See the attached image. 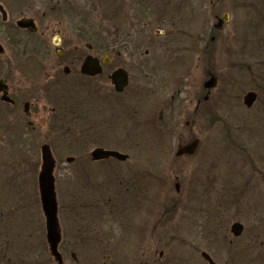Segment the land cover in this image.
Listing matches in <instances>:
<instances>
[{
	"label": "rangeland",
	"instance_id": "obj_1",
	"mask_svg": "<svg viewBox=\"0 0 264 264\" xmlns=\"http://www.w3.org/2000/svg\"><path fill=\"white\" fill-rule=\"evenodd\" d=\"M71 3L88 5L80 0H0V6L8 14L9 27L19 19L31 17L37 12L35 7L43 10ZM162 4L163 7H197V12L201 7L203 10L208 7L211 16L197 15L192 28H180L197 40L196 47L209 43L208 32L218 23L216 18L228 15L222 30L213 34L215 40L210 44L212 55L208 65L198 54L185 53L188 65L198 67L192 68L189 75L177 70L132 76L130 90L135 95L121 99L130 101L123 102L126 106L131 105L120 113L122 116L111 117L106 103L103 115L98 117L96 97L84 87L73 91L76 83L73 87L67 86L66 90H72H68L71 93H68L66 108L72 115H68L66 124L75 131L73 136L60 138L58 134H50L46 138L45 134L32 141L30 152L0 154V197L9 194L8 188H2L9 180L20 183L29 179L25 164L34 165L35 178H39L43 167L41 147L47 144L56 164L54 177L59 206L65 213L74 204L79 207L78 212L70 208L68 217L62 219L69 233V264L94 261L100 264H207L201 257L202 252L211 254L219 264H264V0H164ZM203 20L208 21L207 34L201 32ZM4 25L0 14V41L7 49L5 55H0V78H9L16 86L27 85L32 77L25 70L27 57L23 56L24 50L14 49L2 41ZM199 36L201 40L197 39ZM191 45L186 42V48ZM208 72L215 76L216 85L207 101L202 98L197 116L192 117L190 113L197 107L195 94L204 93V97L207 94L204 83L210 79ZM67 81L70 84L73 80ZM177 81L181 92L176 96L175 110L173 106L162 114L164 108L160 103L171 97L170 89ZM249 92L258 96L250 109L244 105V97ZM116 106L122 109L118 103ZM174 118L184 143L196 139L200 145L196 158L191 161L183 158L168 167L155 156L156 149L162 148L157 134L172 131L169 128ZM44 130L50 131L48 127ZM90 133L95 135L87 139ZM103 145L105 149L129 155L130 160L109 161L113 165L110 168L94 164L91 153ZM145 149L148 155H144ZM172 149L175 154L177 151ZM86 164L94 165L82 170L81 165ZM128 164L156 167L148 171L150 176L145 182L149 191L145 194L141 191L143 173L133 172ZM15 165L20 167L18 174L21 175L13 173ZM167 167L170 171L163 170ZM170 179V185L164 183ZM198 182L209 187L210 193L204 199L199 198L202 188ZM177 183L180 191L175 188ZM98 198L102 199L94 208L99 210L96 218L99 213L102 218L98 220L90 215L81 219L83 206L95 203ZM103 204L106 208L101 210ZM110 210H115V215ZM234 223L244 226L240 238L231 234ZM74 242L83 245L76 247ZM94 245H101L100 251ZM109 258L115 263L108 262Z\"/></svg>",
	"mask_w": 264,
	"mask_h": 264
},
{
	"label": "flooded vegetation",
	"instance_id": "obj_2",
	"mask_svg": "<svg viewBox=\"0 0 264 264\" xmlns=\"http://www.w3.org/2000/svg\"><path fill=\"white\" fill-rule=\"evenodd\" d=\"M80 1H86L88 5L74 6L71 3L66 4L65 7H44L43 10L42 7H35L37 12L29 18L19 19L12 27L7 25L8 21L3 22L5 25L2 41L9 43L14 49L24 50L23 56L27 57L28 62L25 64L28 68L23 67V69L32 77L28 80V84L23 86H16L9 78H0L6 86L0 94V107L3 112L2 115L0 114V154L14 155L25 150L30 152L32 141L43 138L45 134L46 138L50 134H58L60 138L73 136L75 131H72L71 125L66 124L68 115H72L71 110L68 111L66 108L67 96L71 93L68 90L73 89L78 92L79 87H84L96 97L97 116L103 115L102 108L109 103L106 109L109 107L107 111L110 112L111 117H114L115 114L120 115L124 109L131 106H126L123 102L127 100L121 101V99L135 95L130 90L132 76H143L153 72L172 73L177 70H183L189 75L192 68L195 70L198 67L188 65L189 60L185 53L198 54L199 59L208 65L212 55L210 44L215 40L213 34L222 30L226 23L225 15L223 19L216 18L218 23L212 25L208 32V21L205 18L204 24L200 26L201 32L203 34L208 32L210 41L196 47L197 40L195 41L194 37L187 35L180 28L182 26L192 28L191 24L195 22L197 15L200 18L206 14L211 16L208 7H203L204 10L201 7L197 12V7H163L164 0ZM24 20L29 21L27 25L19 26V22ZM201 37L197 39L201 40ZM187 41L192 44L189 48H186ZM2 46L3 56L7 53V49ZM85 68L90 71L89 74L85 72ZM119 72H123L128 77V85L122 92H117L114 84V77ZM208 75L210 78L214 76L211 72H208ZM68 79L73 81L69 84ZM206 82L204 83L206 96L204 97V93L195 94L194 101L197 102V107L191 111L192 117L197 116L202 98L207 101L210 97L211 90L205 88ZM74 83L76 87L65 89L69 85L73 87ZM180 89V83L177 81L174 88L170 89L171 97L160 103L162 109L164 108L162 114L165 109L170 111L173 106L175 110L174 104L177 100L176 96L181 92ZM63 91L66 93L63 94ZM5 97L11 102L4 100ZM116 103L122 108L121 110L117 108ZM175 119L171 121L172 127L169 128L172 131H162L157 134L160 135L162 148L156 149L155 156L157 155V159L168 167H173V163L183 158L185 161L196 158L200 145L196 139L184 143V138H180L178 123L173 122ZM169 125L170 122L167 121L166 127L168 128ZM44 127H48L50 131H45ZM94 135L90 133L87 139L93 138ZM44 146L50 147L45 144L41 147V151ZM104 146L96 149H105ZM173 147L177 151L175 154H172ZM143 153L148 155V150H143ZM109 161L112 160L94 164L110 168L113 165ZM196 162L195 160L194 163ZM94 164L81 165V169L88 170ZM186 165L185 162L184 166ZM23 166L29 170L28 180L20 182L21 184L17 180H9L2 185L3 189L8 188V193L14 195L0 197V264H68L69 233L68 229L63 227L62 219L68 217L70 208H75L77 211L79 207L72 205L65 213L58 203L60 242L57 248L59 257H55L48 241L47 219L41 202L38 177L36 180L34 172L36 168L34 165ZM168 167L163 170L170 171ZM128 168L133 169V172L143 173L141 191L144 194L148 192L149 185L145 180L149 179V169L156 167H150L148 164H128ZM14 169L13 173L21 175L18 174L20 167L15 165ZM164 183L170 185L171 179ZM198 183H201L200 188L204 190L199 194V198L204 199L210 193L209 187H203L202 182ZM205 184L207 185L206 181ZM33 186L34 189L36 187L37 192L36 189L33 190ZM175 188L180 191L178 183L175 184ZM129 189L131 191L132 186ZM101 199L98 198L96 201L100 202ZM83 208L85 211L81 213V219L91 215L88 211L89 205L85 204ZM158 209L159 212L162 204ZM146 211L144 210L145 214ZM153 215L158 216L156 213ZM73 245L77 247L83 243L74 242ZM86 246L85 244L84 247ZM93 248L100 251L101 245H94ZM210 256L219 264L211 254ZM108 262L115 263L111 259ZM91 264H100V262L94 261Z\"/></svg>",
	"mask_w": 264,
	"mask_h": 264
},
{
	"label": "water",
	"instance_id": "obj_3",
	"mask_svg": "<svg viewBox=\"0 0 264 264\" xmlns=\"http://www.w3.org/2000/svg\"><path fill=\"white\" fill-rule=\"evenodd\" d=\"M0 13L3 15V20L7 21L8 16L4 9L0 6ZM228 17H225L227 21ZM29 21H21L19 22V26L24 27L27 25ZM4 52L2 45L0 44V54ZM91 69V67L89 68ZM85 72L89 74V70L85 68ZM114 84L116 86L117 92H122L128 85V77L123 74V72H119L114 77ZM216 84V79L212 77L206 84L205 87L207 89H212ZM5 83L0 80V93L5 90ZM4 100L11 102L9 98H4ZM257 100V95L253 92L248 93L244 98V105L247 108H251ZM196 147V144L194 148ZM92 158L94 161H100L105 159L114 158L120 162H125L128 157L122 155L121 153L114 151H105L102 149H97L92 153ZM42 159H43V167L42 172L39 176V188L41 201L43 205V210L47 219V227H48V241L51 246V250L54 256H58L57 248L60 242V233H59V225H58V207H57V199L55 193V179H54V168L55 161L52 156V152L50 147L44 146L42 148ZM231 232L235 237H240L244 232V226L236 223L232 226ZM202 258L208 264H216L214 260L207 253H202Z\"/></svg>",
	"mask_w": 264,
	"mask_h": 264
}]
</instances>
